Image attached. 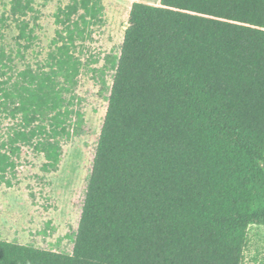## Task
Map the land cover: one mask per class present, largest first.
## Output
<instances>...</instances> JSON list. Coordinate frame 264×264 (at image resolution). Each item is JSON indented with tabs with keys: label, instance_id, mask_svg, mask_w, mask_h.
<instances>
[{
	"label": "trees",
	"instance_id": "1",
	"mask_svg": "<svg viewBox=\"0 0 264 264\" xmlns=\"http://www.w3.org/2000/svg\"><path fill=\"white\" fill-rule=\"evenodd\" d=\"M102 10L101 0L58 6L45 62L20 70L38 10L9 0L0 14V40L9 20L17 30L15 50L0 45V112L15 120L0 132V184L11 185L23 146L43 153V171L58 168L60 139L83 122L69 107L75 41ZM108 61L72 252L0 239V264H242L249 226H264V0L135 1Z\"/></svg>",
	"mask_w": 264,
	"mask_h": 264
},
{
	"label": "rangeland",
	"instance_id": "2",
	"mask_svg": "<svg viewBox=\"0 0 264 264\" xmlns=\"http://www.w3.org/2000/svg\"><path fill=\"white\" fill-rule=\"evenodd\" d=\"M69 1L34 0L39 15L37 38L25 51L24 59L14 58L15 69L45 62L58 27L54 12ZM135 1L159 5V0H101L103 10L99 21L90 25L85 39L75 41L74 55L81 65L69 107L82 113L83 122L78 133L60 139L62 157L54 171L41 169L45 161L43 153L30 146L22 147L14 175L7 174L11 185L0 184V239L56 252H72L114 74L108 60H116L120 53L129 9ZM8 8L9 0H0V14ZM8 24L0 45L6 50H15L17 30L10 20ZM74 119L72 115L71 122ZM14 123L15 120L0 112L2 134ZM242 264H264L263 225L249 226Z\"/></svg>",
	"mask_w": 264,
	"mask_h": 264
}]
</instances>
